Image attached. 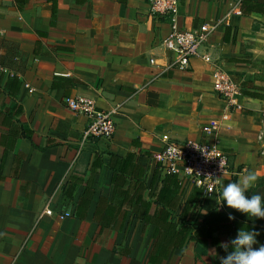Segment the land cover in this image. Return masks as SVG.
Here are the masks:
<instances>
[{
	"label": "crops",
	"instance_id": "1",
	"mask_svg": "<svg viewBox=\"0 0 264 264\" xmlns=\"http://www.w3.org/2000/svg\"><path fill=\"white\" fill-rule=\"evenodd\" d=\"M207 24L218 26L190 69L167 70L171 26L151 15L148 0H0L19 70L0 68V264H152L155 227L142 215L160 217L169 174L154 155L170 143L218 140L230 164L222 188L251 171L258 179L249 195L264 196V15L243 14L240 0H180L181 29ZM217 69L241 85L242 110L230 114L216 93ZM255 93L262 97L246 95ZM76 96L118 108L112 140L82 146L88 120L64 104ZM184 188L172 211L180 225L195 186ZM220 192L200 213L217 212L227 228L162 264H219L220 245L242 227L264 244V219L221 204ZM49 201L55 215L40 220ZM61 213L71 217L60 221Z\"/></svg>",
	"mask_w": 264,
	"mask_h": 264
},
{
	"label": "built area",
	"instance_id": "2",
	"mask_svg": "<svg viewBox=\"0 0 264 264\" xmlns=\"http://www.w3.org/2000/svg\"><path fill=\"white\" fill-rule=\"evenodd\" d=\"M148 1L151 15L167 19L171 26L170 34L162 42L163 48L171 54V60L167 63L166 69L188 71L192 61L200 56L202 46L208 42L218 24H207L201 32L184 30L178 25L180 0ZM4 36L5 32L0 25V68L4 54L2 48ZM202 59L207 63L212 62V58L207 55H203ZM151 64L156 65V61L151 60ZM213 77L215 91L226 102L230 114L242 110L240 104V99L243 96L241 85L220 69L216 70ZM64 104L72 113L84 116L88 120L82 146L89 140H112L114 138L116 133L115 116L118 113V108L110 111L100 109L94 99L85 96L65 98ZM228 117L229 115H226L224 119L227 120ZM154 160L164 172L181 176L185 183L202 189L208 198L220 192L223 181L230 170L229 157L218 140L170 143L154 155ZM54 215L52 201H49L40 220ZM57 217L60 221H64L70 218L71 214L61 213Z\"/></svg>",
	"mask_w": 264,
	"mask_h": 264
},
{
	"label": "trees",
	"instance_id": "3",
	"mask_svg": "<svg viewBox=\"0 0 264 264\" xmlns=\"http://www.w3.org/2000/svg\"><path fill=\"white\" fill-rule=\"evenodd\" d=\"M240 6L243 14L250 15L252 13H257L264 15V2L258 0H240ZM56 14V7L54 5V16ZM257 29V28H256ZM2 48L4 54L1 59L2 70L19 71L12 61H17L18 56L14 52L15 50L7 47L3 42ZM2 73V71L0 70ZM16 81V80H15ZM17 90L20 87V83L15 84ZM256 92L261 91L260 89L255 90ZM253 98L262 97L260 94H246ZM22 112L21 108L15 110L10 116L19 117ZM22 136L26 139H31V134L25 132ZM93 140H89L85 147L92 144ZM132 156H129L127 160H130ZM119 160L118 158L112 157L111 168H116L115 162ZM166 183L161 189L160 202L162 204V210L160 211V217L158 218H148L147 215H142L143 219L147 221L149 225L155 227L153 238L156 241L154 248L150 254V263L152 264H162L168 260L172 251L182 250L186 245L191 242H202L210 240L216 231H221L227 228V219L221 216L217 212H212L209 215H202L200 213V208L207 205L208 197L204 194V191L198 187L194 188V193L191 196L184 212L180 216V222L176 223L172 217V211L178 207L180 199L185 192L184 180L179 179V175L169 174L165 179ZM174 187V191L169 188ZM180 194L177 198L173 199L176 194ZM176 200V204L173 205L172 202ZM88 210V206L85 208ZM160 220L156 222L154 220Z\"/></svg>",
	"mask_w": 264,
	"mask_h": 264
},
{
	"label": "clouds",
	"instance_id": "4",
	"mask_svg": "<svg viewBox=\"0 0 264 264\" xmlns=\"http://www.w3.org/2000/svg\"><path fill=\"white\" fill-rule=\"evenodd\" d=\"M257 179L255 172L250 171L243 179L223 186L221 204L253 218L250 220L264 219V196L249 195ZM228 219L235 220L236 217L229 213ZM258 235L252 228H240L234 239L220 245L226 256L217 257L219 264H264V244L257 240Z\"/></svg>",
	"mask_w": 264,
	"mask_h": 264
}]
</instances>
